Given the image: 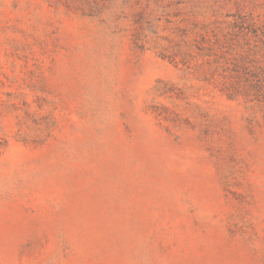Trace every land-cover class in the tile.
I'll list each match as a JSON object with an SVG mask.
<instances>
[{
	"label": "rangeland",
	"instance_id": "obj_1",
	"mask_svg": "<svg viewBox=\"0 0 264 264\" xmlns=\"http://www.w3.org/2000/svg\"><path fill=\"white\" fill-rule=\"evenodd\" d=\"M0 264H264V0H0Z\"/></svg>",
	"mask_w": 264,
	"mask_h": 264
}]
</instances>
